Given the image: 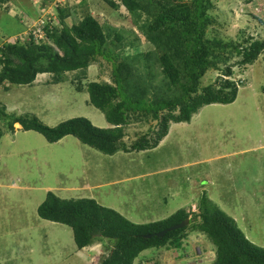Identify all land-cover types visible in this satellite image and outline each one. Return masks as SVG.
<instances>
[{
    "label": "rangeland",
    "instance_id": "1",
    "mask_svg": "<svg viewBox=\"0 0 264 264\" xmlns=\"http://www.w3.org/2000/svg\"><path fill=\"white\" fill-rule=\"evenodd\" d=\"M13 1L16 9H0V43L28 34L39 22L61 27L60 5L66 15L71 9L79 18L91 13L108 36L104 50L114 60L128 61L133 67L130 93L148 92L149 100L157 93L175 97L172 88L162 93L160 87L168 81L154 57L147 63L144 57L137 58L156 50L148 38L147 25L157 5H150L149 0H139L147 10L137 14H129L123 6L115 10L103 0ZM152 1L164 5L173 2ZM212 2L215 27H210L211 35L240 41V32L245 30V36L264 37V0ZM5 29L16 37L4 35ZM118 35L123 36L121 41ZM146 70L151 72L150 79L138 76ZM222 70L210 69L201 86L214 82ZM233 71L232 78L242 81L237 99L231 104L207 106L189 123H172L155 149L108 155L83 145L75 136L50 144L40 134L21 128L12 142L15 132L0 119V207H10L5 199L20 197L21 207L25 205L34 218L38 199H32L31 194L35 192L24 193V189L15 190L11 185L55 187L51 191H60L61 198H93L140 224L165 219L181 208L191 212V219L199 211L200 200L207 196L237 221L249 240L264 247V51L254 64L234 67ZM111 75V60L100 57L86 72H70L60 83H54L53 74H41L39 78L47 77L46 82L7 84L8 88H0V108L10 116L34 114L50 126L84 116L98 127H107L105 114L89 102L85 88L90 81L111 83ZM156 123L134 120L126 128V143L131 144L138 134L151 132ZM45 199L39 200L43 203ZM32 222L34 226L26 229L11 223L0 229L4 234L0 235V264H97L113 245L112 240L104 239L79 250L68 225L50 221L66 229L59 233L58 228H42L41 222ZM183 236L181 247L170 245L144 252L134 264L213 263L216 247L207 235L189 227Z\"/></svg>",
    "mask_w": 264,
    "mask_h": 264
},
{
    "label": "trees",
    "instance_id": "2",
    "mask_svg": "<svg viewBox=\"0 0 264 264\" xmlns=\"http://www.w3.org/2000/svg\"><path fill=\"white\" fill-rule=\"evenodd\" d=\"M103 1L115 10L123 6L129 14L147 10L139 0ZM171 1L169 5L148 1L150 5H157L152 22L147 25L148 38L156 45V50L155 54L149 52L137 58L144 57L147 63L154 57L168 81L160 87L162 93L173 89L175 97L157 93L154 100H149L148 92L137 90V94H131L133 67L128 61L114 60L104 50L108 36L99 19L91 13L79 18L74 9L66 15L60 5L61 27L47 21L42 26V38H36L35 29H31L20 37L10 36H15V40L8 38L0 43V87L32 85L37 75L44 73L53 74L54 83H60L66 74L86 72L100 57L108 58L112 62L111 83L90 81L85 88L89 102L105 114L108 126L98 127L84 116L50 126L34 114L10 116L1 108L0 119L6 121L12 132L19 123L22 130L34 131L50 144L75 136L83 145L114 155L118 151L155 149L168 134L172 123H189L207 106L233 103L242 83L232 78L235 75L233 68L254 64L264 51V37L245 36V30L239 31L240 36L243 34L240 41L211 35L210 27H215L212 0ZM5 2L0 0V6ZM122 37L118 35L117 39L121 41ZM235 57V62L230 64ZM153 65L148 70H152ZM210 69L223 70L214 82L201 86ZM149 73L146 70L138 76L146 75L150 79ZM134 120H156L157 128L138 134L131 144H127L126 128ZM198 209L187 226L169 231L162 237L156 233L181 223L191 212L181 208L165 219L139 224L96 199H64L54 191H48L38 214L43 219L71 227L80 250L98 240H112L109 255L97 264H133L145 251L152 253L170 245L179 248L184 231L189 227L212 240L216 247L212 264H264V247L249 240L232 216L207 196L200 200Z\"/></svg>",
    "mask_w": 264,
    "mask_h": 264
},
{
    "label": "crops",
    "instance_id": "3",
    "mask_svg": "<svg viewBox=\"0 0 264 264\" xmlns=\"http://www.w3.org/2000/svg\"><path fill=\"white\" fill-rule=\"evenodd\" d=\"M7 7L11 8V9L13 8V10H14V8L16 9L17 4L13 0H6V2L0 6V9L5 10ZM10 15L12 16V14H10ZM3 31L6 34H11V36L12 35H15L12 32H10L9 29H5ZM46 74H49V73H44L43 75H46ZM39 76H41V74H38L37 75L35 82H46L47 77H41V79H40ZM42 80H44V81H42ZM14 127H15V130H14L15 133H14V136L12 137V139H11L12 142H14L15 138H17L16 136H17V133L20 131L21 126L20 127H17L15 125ZM3 160L4 159H2L1 161H3ZM12 186H15V190L24 189V191H25L24 193L35 192L34 194H31V195H34V196H32V199H34V198H36L34 200H37L38 199L37 201H35L36 202L35 204H36V210H37V212H36V215H35L34 218H33V216H30L29 213H27V211H26V206L24 205L23 207H21V205H23V203L21 202L22 199L20 197L13 198L11 200H6L5 199V202H7L10 207H7L6 206L5 209H2V207H0V229L5 230L6 229L5 224H8V223H11V226L13 224L16 225V227L18 229H26L27 226H29V225L34 226V225H32V223H33L32 221H35V222H41V225H39V227H42V228H46L47 226L52 227V228H58V232L59 233H60L61 230H66V229H61V226H59L57 224H51L49 220H46V219L41 218L39 216V214H38V208H39V206L42 203L41 202L42 200H39V199L42 198V197H45L46 198L48 191H51V189H53L55 187H53V188L52 187H46L47 189H44L43 187H41V189H40V188H38L36 186H31V185L28 186L26 184H23L21 186L12 184L11 187ZM58 189H62V188L61 187H58ZM43 192H45V194H42ZM54 192L58 196L60 195L59 194L60 191H56L55 190ZM25 195L27 197H30V194H25ZM2 221H3V223H2ZM54 223H56V222H54ZM0 235L3 236L4 234H1L0 233ZM95 244H98V243H95ZM46 246H48V244ZM86 249H87V247H85V248H83L81 250H86ZM45 252H47V249H45Z\"/></svg>",
    "mask_w": 264,
    "mask_h": 264
},
{
    "label": "water",
    "instance_id": "4",
    "mask_svg": "<svg viewBox=\"0 0 264 264\" xmlns=\"http://www.w3.org/2000/svg\"><path fill=\"white\" fill-rule=\"evenodd\" d=\"M189 223H190V218H186V219H185L184 221H182L181 223H179V224H175V225H173V226H171V227H169V228H167V229H164L163 231L158 232L156 235L159 236V237H162V236H164L167 232H169V231H173V230H177V229H179V228H183V227L187 226ZM145 237L150 238L151 235H146Z\"/></svg>",
    "mask_w": 264,
    "mask_h": 264
},
{
    "label": "built area",
    "instance_id": "5",
    "mask_svg": "<svg viewBox=\"0 0 264 264\" xmlns=\"http://www.w3.org/2000/svg\"><path fill=\"white\" fill-rule=\"evenodd\" d=\"M43 25H44V22H39V25L35 26L34 36L36 38H42V36L44 34V31H43V28H42Z\"/></svg>",
    "mask_w": 264,
    "mask_h": 264
},
{
    "label": "clouds",
    "instance_id": "6",
    "mask_svg": "<svg viewBox=\"0 0 264 264\" xmlns=\"http://www.w3.org/2000/svg\"><path fill=\"white\" fill-rule=\"evenodd\" d=\"M43 75V74H42ZM49 80V79H48ZM1 88V87H0ZM127 218V217H126ZM188 218H190V217H188ZM163 231V230H162ZM158 233V232H157ZM156 233V234H157ZM107 239V238H106ZM109 240V239H108ZM96 243H98V242H96ZM95 244V243H94ZM93 245V244H92ZM91 246V245H90ZM88 247V246H87ZM145 252H148V251H145ZM142 254H144V252L142 253ZM109 255V254H108ZM108 255H106V256H108ZM139 258V257H138ZM138 258L136 259V260H138ZM135 262V261H134ZM134 264V263H133Z\"/></svg>",
    "mask_w": 264,
    "mask_h": 264
}]
</instances>
